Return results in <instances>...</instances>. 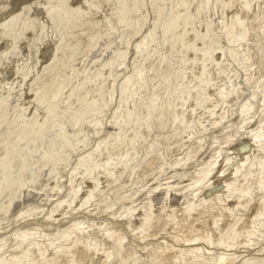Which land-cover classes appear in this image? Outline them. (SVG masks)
Segmentation results:
<instances>
[{
	"label": "bare ground",
	"instance_id": "6f19581e",
	"mask_svg": "<svg viewBox=\"0 0 264 264\" xmlns=\"http://www.w3.org/2000/svg\"><path fill=\"white\" fill-rule=\"evenodd\" d=\"M0 264H264V0H0Z\"/></svg>",
	"mask_w": 264,
	"mask_h": 264
}]
</instances>
